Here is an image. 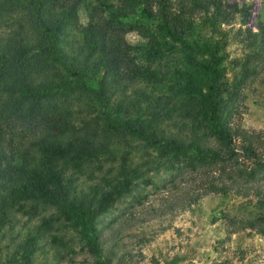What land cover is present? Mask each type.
Returning <instances> with one entry per match:
<instances>
[{"label": "rangeland", "instance_id": "374dc122", "mask_svg": "<svg viewBox=\"0 0 264 264\" xmlns=\"http://www.w3.org/2000/svg\"><path fill=\"white\" fill-rule=\"evenodd\" d=\"M219 1L246 9L247 17L235 13L212 27L209 15L196 13L181 41L164 35L136 8L120 12V0L79 1L76 24L65 28L55 58L47 63L65 75L82 46V28L93 24L109 41L125 43L144 75L117 84L110 79L103 96L95 92L102 66L86 70L80 81L69 78L72 91L59 89L54 99H45L42 116L6 127L4 148L11 154L6 153L5 163L18 167L28 158L33 137L47 133L53 121L69 126L71 139L86 141L95 158L72 163L66 175L75 180L76 191L94 187L109 194L103 212H94L92 204L89 221L100 254L90 252L73 216L26 202L13 211L11 230L0 233V264H164L172 259L175 264H264V0ZM245 28L253 35L249 40ZM210 56L219 63L226 89L219 121L259 136L253 145L256 160L242 153L237 140L230 148L234 157L195 166L182 155L147 147L138 135L110 130L139 120L182 145L205 137L208 125L188 124L184 104L188 93L204 90L205 79L196 72ZM212 185L216 190L209 189ZM34 230L37 247L19 248Z\"/></svg>", "mask_w": 264, "mask_h": 264}, {"label": "trees", "instance_id": "16d2710c", "mask_svg": "<svg viewBox=\"0 0 264 264\" xmlns=\"http://www.w3.org/2000/svg\"><path fill=\"white\" fill-rule=\"evenodd\" d=\"M79 1L0 0V233L11 230L12 213L16 208H22L26 202V206L41 204L73 216L90 252L98 257L100 248L89 221L92 204H95L94 212H103L110 201L109 194L94 187L89 188L88 193L76 191L75 180L66 175L72 163L81 158H95L93 149L83 139H71L69 126L53 121L47 133L30 141L28 158L13 167L5 163L6 153L11 154V149L5 151L3 137L6 127H13L15 123L27 124L42 116L41 103L45 99H54L59 89L60 92H71L69 78L80 81L89 68H104L95 91L100 96L110 79L117 84L124 77L132 80L144 75L128 57L127 45L118 40L116 43L109 41L106 33L93 24L82 28V46L71 57L65 75L55 72V68L47 63L48 58H55L65 28L76 24ZM120 3V12L129 14L136 8L142 18L155 20L159 30L174 41H181V36L190 28L191 16L196 13L209 15L208 22L212 27L217 21L227 23L235 13L242 17L248 15L246 9H238L235 4L224 5L219 0H132V4L130 0H120ZM244 31L247 40L252 38L247 28ZM218 64L215 56H210L208 62L199 66L196 73L205 79L204 90L197 88L188 93L189 98L184 104L188 124L208 125L209 133L205 137L200 140L195 137L182 145L172 139L166 140L156 132L158 129L154 125L139 120L126 126L114 125L110 130L121 136L138 135L147 147L159 148L163 154L182 155L195 166H210L234 157L230 148L237 140L242 143V153L256 160L258 154L253 145L257 144L259 136L231 129L219 121L218 112L226 89ZM122 68H125L123 77L119 73ZM225 152L227 159L222 158ZM262 153L264 155V150ZM261 166H264V156ZM209 189L216 190L213 185ZM96 195L100 197L98 203L92 201ZM38 238V230L27 233L18 247L33 250ZM175 262L172 259L164 264ZM99 264L112 263L106 260Z\"/></svg>", "mask_w": 264, "mask_h": 264}]
</instances>
